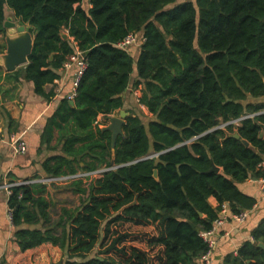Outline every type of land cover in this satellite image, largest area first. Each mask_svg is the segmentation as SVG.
Instances as JSON below:
<instances>
[{
    "label": "trees",
    "instance_id": "obj_1",
    "mask_svg": "<svg viewBox=\"0 0 264 264\" xmlns=\"http://www.w3.org/2000/svg\"><path fill=\"white\" fill-rule=\"evenodd\" d=\"M178 2L89 0L87 9L85 0H0V33L7 11L33 27V52L21 72L37 94L50 97L45 86L59 78L57 70L69 56L85 54L76 107L62 101L45 139L59 121L72 120L86 134L67 139L66 150L91 140L82 149L91 154L79 159L84 171L112 169L89 188L75 182L87 199L75 211L64 209L55 223L36 185L13 187L8 207L23 252L50 243L63 252L60 264H198L208 250L200 233L212 228L222 205L232 214L254 208L257 200L239 185L263 177L264 102L256 100H264V0ZM132 33L146 39L137 58L117 47ZM131 86H143L140 102L154 118L145 124L132 113L113 150L110 132L98 130L95 140L89 130L99 114L125 108ZM247 115L256 116L237 130L228 125L204 135ZM45 167L53 177L81 168L77 159L63 158ZM38 224L42 228L23 227ZM253 237L226 264H264V219Z\"/></svg>",
    "mask_w": 264,
    "mask_h": 264
},
{
    "label": "crops",
    "instance_id": "obj_2",
    "mask_svg": "<svg viewBox=\"0 0 264 264\" xmlns=\"http://www.w3.org/2000/svg\"><path fill=\"white\" fill-rule=\"evenodd\" d=\"M91 7L88 0L85 8L90 9ZM8 14L13 13L7 11V16ZM64 34L68 38V32L65 31ZM0 40L3 42L6 41V32L5 34L0 33ZM6 49L0 52V133L3 137L0 143V264H58L63 258V252L58 246H54L53 244H43L40 247L25 252L21 250L14 238L15 227L8 217V201L10 195L2 186L6 183L22 186L24 183L32 182L29 185H36V197L42 196L51 204L50 215L54 223L60 219L64 209L75 211L81 206L84 196L78 193L76 188L71 185L66 190L69 195L79 202V205L74 207L63 205L61 212L55 218L52 209L53 207L59 206L58 200L60 195L57 194L58 190L53 189V185L48 183H40L53 177L47 172L45 166L57 158H63L68 161L77 159L81 167L78 173L87 172L84 171L86 167L85 163L79 159L81 155L91 154L89 151H82L85 146H90L92 143L91 140L79 141L76 143L74 151L68 152L65 148L67 139L73 136H84L86 134H82L78 130V126L74 121L70 120L65 123L59 121L61 126L59 128H53L51 140L45 139L46 131L50 128V121L61 108L62 101L64 99L68 100L70 101L71 107H76L75 100L71 101L68 99L74 83L76 64H73L71 68L65 67L64 64L62 68L57 70L59 78L54 83L45 86V92L50 95V97L46 98L36 93L34 83L25 78L26 71L21 72V69L26 66L20 67L13 72L6 70L2 63V56L5 55ZM137 54L135 50L131 55L133 58H137ZM72 56H69L67 60ZM135 79L136 73L133 75V82ZM140 91L143 95V86H139L138 88H132L131 86L126 94L123 95L125 101L124 109L108 116L104 114L98 115L96 122L93 123V126L89 130L91 132L93 131L96 135L95 140L98 137V130L106 131L105 129L110 125L107 117H115L121 111H126V106L130 103L129 93L137 97L136 95ZM141 97L135 101L142 106L144 112H148L149 110L146 107L144 109V105L140 102ZM256 102L264 101L256 100ZM126 112L128 113V117L133 113L130 111ZM228 125L231 124L227 123ZM239 126L234 127L237 130L236 127ZM14 135L25 141L27 145V152L25 154H17L12 149L10 140ZM260 136L264 138V131L261 132ZM88 161H90L89 158ZM64 171L66 172L65 174H69V171H66V169ZM239 188L244 194L255 198L257 203L249 211L250 215L244 224L238 225L230 218L220 230L212 264H226L228 257L237 256L246 242H254L253 231L264 219V196L260 191L257 179L253 177L239 185ZM210 202L214 207L218 206L215 198H211ZM23 227L38 229L42 228V224L34 226L25 225ZM198 264H202L200 259L198 260Z\"/></svg>",
    "mask_w": 264,
    "mask_h": 264
},
{
    "label": "built area",
    "instance_id": "obj_3",
    "mask_svg": "<svg viewBox=\"0 0 264 264\" xmlns=\"http://www.w3.org/2000/svg\"><path fill=\"white\" fill-rule=\"evenodd\" d=\"M145 41H146L145 38L132 33V34H129L123 41H121L117 45V47L132 54L136 49L141 47L145 43ZM73 64H76V71L74 75L73 87H72L70 95L68 96V99L71 101H74L75 98L77 97L78 88H79L81 79L84 75L85 70L88 67L85 54L83 52L78 51L75 55H73L69 60L65 62V67L71 68ZM255 116L256 115H247L239 120L232 121L229 124L234 125V126H239L243 120L254 118ZM224 126H227V124H224ZM2 139L3 137L0 133V143L2 142ZM10 144L14 152L17 154H25L27 152V145L25 141L20 137H17L15 135L12 136L10 140ZM106 170H103V171L99 170V171L91 172V173H88V172L77 173L75 175H66L62 177H52L49 180L42 181V183H45V184L48 182H57L58 184L59 182L67 183L70 181L81 180L83 177L84 179L86 178L94 179L95 177H99L100 174L102 175L103 173H105ZM258 170L263 172V177L257 179V182L259 183L260 191L262 195L264 196V158L259 164ZM31 183L32 182H27V183H24L23 185H29ZM15 186L16 185L13 183H6L2 186V188L5 189L9 193V195H11L12 194L11 189ZM230 213H231L230 205L228 203L223 204L221 207L220 215L218 219L213 223L212 228L208 231H203L200 233V237L203 239V241L206 243L208 247L207 252L204 255H202V257L200 258L202 264H212L213 255H214V252L218 244L217 239H218L220 230L226 225V223L230 220V218L232 219V221H234L238 225H241L247 221L250 215L249 211H242L239 214H231V216H230ZM12 216H13V211L9 208L8 217L11 222H12Z\"/></svg>",
    "mask_w": 264,
    "mask_h": 264
},
{
    "label": "water",
    "instance_id": "obj_4",
    "mask_svg": "<svg viewBox=\"0 0 264 264\" xmlns=\"http://www.w3.org/2000/svg\"><path fill=\"white\" fill-rule=\"evenodd\" d=\"M5 28H6L7 49H6L5 55L2 56V63L7 71L13 72L20 67L28 65L29 63V57L31 56L33 52V48H34V37L32 35L33 27L29 25H25L22 22L15 23L9 19L5 23ZM63 38L67 39V35L63 34ZM127 117H128V113L126 111H121L120 114L115 117H107V119L110 122V125L105 130L112 134V147L113 148L116 147L118 138L124 136L123 127L126 124ZM220 128L221 127H217L216 129H213L205 133L204 135H207ZM204 135H202L201 137H203ZM233 137L236 139L241 138L238 133L233 135ZM243 143L246 147H250V144L247 141H243ZM184 145H186V143L179 145L177 147H181ZM171 150L172 149L168 151H171ZM149 158L151 157L140 159L136 161L135 163L143 161V160H147ZM111 170L112 169L106 170L105 173ZM213 171L219 173L220 169L217 167H214ZM154 177L156 180H159V174L157 170L155 171ZM260 247L264 249V244H260Z\"/></svg>",
    "mask_w": 264,
    "mask_h": 264
},
{
    "label": "rangeland",
    "instance_id": "obj_5",
    "mask_svg": "<svg viewBox=\"0 0 264 264\" xmlns=\"http://www.w3.org/2000/svg\"><path fill=\"white\" fill-rule=\"evenodd\" d=\"M87 1L88 0H85V6H87ZM188 1H195V0H179V2L177 4L182 3V2H188ZM9 19L12 22H15V23H17L19 21V20H16V18H15V16L13 14H8L7 21ZM0 45H2V46L6 45V47H7L6 41L3 42V41L0 40ZM129 94H130L129 95L130 96L129 97L130 103L127 104L125 110L133 112L134 114L140 116L141 119L143 120V122L145 124H148L151 121L153 116L150 114L149 111L148 112L147 111L144 112L142 106L140 104H138L137 101H135V100H137V98L141 97L142 92L140 91L139 93H137V95H136L137 97H135L132 93H129ZM144 109H145V106H144ZM261 113L264 114V111L261 112ZM219 127H221L220 129H222L224 127V125L219 126ZM154 155L155 154H152L150 156H154ZM103 170H106V168H103L100 171H103ZM99 176H101V174ZM91 180L92 179H89V178L84 179V177H83L81 180L70 181V182H67V183L66 182H59V184H58L57 182H48V184L53 185V187H54L53 189L58 190L57 194L60 195L59 196V200H58L59 206L53 207V209H52V212H53L55 218L61 212L63 205H70L71 207L79 205V202L76 199H74L71 195L68 194V192L66 190L67 187L69 188V186L73 185L75 182L83 181L85 183V187L89 188ZM40 183H42V182H40ZM84 199H87V196L84 197ZM97 252H98V249H97L96 253ZM96 253H94L92 255V257H95ZM60 263H62V260L58 264H60Z\"/></svg>",
    "mask_w": 264,
    "mask_h": 264
}]
</instances>
